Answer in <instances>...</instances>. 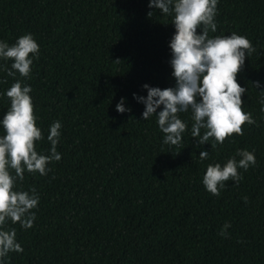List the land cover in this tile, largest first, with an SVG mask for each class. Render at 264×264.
<instances>
[{
    "label": "trees",
    "instance_id": "trees-1",
    "mask_svg": "<svg viewBox=\"0 0 264 264\" xmlns=\"http://www.w3.org/2000/svg\"><path fill=\"white\" fill-rule=\"evenodd\" d=\"M0 264H264V0H0Z\"/></svg>",
    "mask_w": 264,
    "mask_h": 264
}]
</instances>
